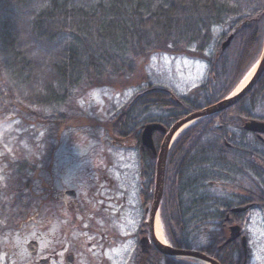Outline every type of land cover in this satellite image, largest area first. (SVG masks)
Returning <instances> with one entry per match:
<instances>
[{
  "label": "trees",
  "instance_id": "obj_1",
  "mask_svg": "<svg viewBox=\"0 0 264 264\" xmlns=\"http://www.w3.org/2000/svg\"><path fill=\"white\" fill-rule=\"evenodd\" d=\"M263 53L264 0H0V117L17 113L43 136L39 164L20 160L7 168L10 185L0 190L5 229H18L32 206H40L33 185L52 195V152L74 130L107 147L137 151L145 211L153 203L158 159L142 146L144 128L169 130L225 101ZM156 56L205 63L206 78L185 96L154 86L146 68ZM102 88L138 92L104 119L92 118L80 101ZM250 122L264 123V72L231 108L174 142L160 207L172 248L221 262L234 256L233 245H225L229 227H244L258 208L264 218V135L245 131ZM153 138L159 151L165 135ZM245 207L247 213H233ZM131 264L196 263L155 249L144 255L138 242Z\"/></svg>",
  "mask_w": 264,
  "mask_h": 264
},
{
  "label": "rangeland",
  "instance_id": "obj_2",
  "mask_svg": "<svg viewBox=\"0 0 264 264\" xmlns=\"http://www.w3.org/2000/svg\"><path fill=\"white\" fill-rule=\"evenodd\" d=\"M206 74L205 63L169 56L152 58L146 68L152 85L179 96L203 83ZM137 92L136 88L123 93L93 89L81 99L80 107L92 118L104 119L108 111L124 106ZM42 140L17 113L0 117V190L10 185V163H40ZM52 163L50 193L55 197L46 194L44 185H33L32 190L41 197L40 206H32L18 229H5V198L0 196V264H35L26 249L31 242L39 246L38 257L57 258L53 264H67L70 256L74 264H131L144 221L137 151L129 146L107 147L85 137L82 130H74L61 138L52 152ZM68 191L76 193V200L65 196ZM9 200L12 204L15 198ZM251 216L248 235L253 264H264L263 217L258 213Z\"/></svg>",
  "mask_w": 264,
  "mask_h": 264
},
{
  "label": "water",
  "instance_id": "obj_3",
  "mask_svg": "<svg viewBox=\"0 0 264 264\" xmlns=\"http://www.w3.org/2000/svg\"><path fill=\"white\" fill-rule=\"evenodd\" d=\"M229 39L224 45H223V51L228 47L230 43ZM264 72V54L257 65V70L248 84V86L234 99L226 100L224 102H221L217 105L205 108L201 111L189 114L184 119L176 123L173 127L170 128V130H167L159 125H148L144 128L142 133V146L146 149H148L155 157H157V175H156V184H155V191H154V200L151 208L146 210V213L148 215V222L147 227L150 234V239H146L142 241V252L144 254H148V249L146 250V245L152 244V246L157 250L159 254L162 256H165L167 258L172 259H178V260H190V261H201L205 264H218L211 258H209L207 255L200 253L195 250H177L173 249L170 246H163L161 245L155 236V222L157 219V216L159 215L161 203L163 200V193H164V182H165V173H166V166H167V160L169 151L173 145V143L176 141V139L179 137V135L184 131L182 130L186 125L192 123L193 125L195 123H198L199 121H202L204 119L210 118L212 116L218 115L229 108H231L238 100H240L242 97L247 95V93L250 91V89L253 87L255 82L258 80V78L263 74ZM182 130V131H181ZM244 130L256 134V135H264V123H257V122H251L245 125ZM154 133H162L165 135V139L160 147L159 152H157L154 141H153V135ZM66 197L70 200L76 199V193L73 191H69L66 193ZM248 208H242L234 210L233 213L240 214L245 211H247ZM241 236V229L238 227H234L230 229V239L227 242V244H230L234 241H236ZM243 241V246H246L245 239ZM29 250L33 257H36L38 245L37 243H31L29 245ZM72 259V258H71Z\"/></svg>",
  "mask_w": 264,
  "mask_h": 264
},
{
  "label": "flooded vegetation",
  "instance_id": "obj_4",
  "mask_svg": "<svg viewBox=\"0 0 264 264\" xmlns=\"http://www.w3.org/2000/svg\"><path fill=\"white\" fill-rule=\"evenodd\" d=\"M253 212H260V209H255L252 210L251 213ZM262 215V214H261ZM244 227H240L241 228V237L239 239H237L236 241H234L233 243L229 244V245H233L232 249L230 250V252L232 253V255H234L232 258H228V259H224L221 260V262L219 260H217L215 257L213 256H209L212 260H214L215 262H217L218 264H253V260H254V249L251 243V239L249 238L248 235V227L250 226V221L248 220H244L243 222ZM146 227V226H145ZM234 227V226H231ZM229 227V229L231 228ZM245 237L246 240V248H244L243 246V241L242 239ZM137 239L139 242L142 243V241L149 239V232L148 229H142V225L140 227V231L137 234ZM226 245V244H225ZM29 246H26L27 252L28 254L32 257V255L30 254V250L28 248ZM150 250L154 249L150 244L146 245V250ZM212 251V249H211ZM37 254H39V248L37 249ZM33 260H35V264H53V262L57 259V258H48V259H43L40 257H32ZM39 258V259H37ZM72 258V259H71ZM67 264H74L75 259L74 257L70 256L66 259Z\"/></svg>",
  "mask_w": 264,
  "mask_h": 264
},
{
  "label": "bare ground",
  "instance_id": "obj_5",
  "mask_svg": "<svg viewBox=\"0 0 264 264\" xmlns=\"http://www.w3.org/2000/svg\"><path fill=\"white\" fill-rule=\"evenodd\" d=\"M257 70V67H255L250 73L249 75L245 78V80L241 83V85L237 88V90L233 93V95L231 96V99H234L235 97H237L245 88L246 86L249 84V82L251 81V79L253 78L255 72ZM193 124L190 123L188 125H186L182 130H185L187 128H189L190 126H192ZM181 130V131H182ZM155 236L157 241L163 245V246H168V242L166 240L165 237V233L163 230V225L161 222V217L160 215L157 216L156 222H155ZM192 262H195L197 264H205L201 261H197V260H193Z\"/></svg>",
  "mask_w": 264,
  "mask_h": 264
}]
</instances>
